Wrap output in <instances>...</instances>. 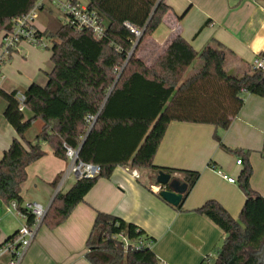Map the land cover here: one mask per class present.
Returning a JSON list of instances; mask_svg holds the SVG:
<instances>
[{
    "label": "trees",
    "instance_id": "obj_1",
    "mask_svg": "<svg viewBox=\"0 0 264 264\" xmlns=\"http://www.w3.org/2000/svg\"><path fill=\"white\" fill-rule=\"evenodd\" d=\"M87 1L107 26L102 39L89 31L76 32L68 24L49 34L56 41L51 50L54 67L45 86L32 84L22 92L25 111L16 98L19 91L7 93L0 87V97L7 102L4 117L17 134L0 161L2 202H22L27 168L47 154L45 146L66 161L65 144L80 149L82 162L102 169L98 177L77 180L68 192L55 197L44 221L51 230L64 224L96 183L109 179L118 167L151 172L156 186L160 171L174 179L181 174L180 182L187 185L178 206L181 210L200 173L154 165L170 123L213 125L225 131L248 95L264 99V70L250 66L243 76L227 72L224 66L230 51L216 40L197 52L178 35L148 68L138 58V51L168 12L165 0ZM36 2L0 0V34L11 31L13 21L27 15ZM127 24L143 30L135 48L136 37ZM197 60L200 63L193 74L186 76ZM26 111L31 114L29 119ZM38 120L43 125L30 141L26 135ZM216 139L223 149L233 152L219 135ZM237 154L246 158L241 151ZM242 162L239 185L246 201L239 220L213 200L197 211L226 236L214 264H257L254 254L264 243V197L250 186L248 159ZM140 241L145 244L138 245ZM150 241L154 239L140 227L98 212L85 258L90 264H159L152 247L147 246Z\"/></svg>",
    "mask_w": 264,
    "mask_h": 264
},
{
    "label": "crops",
    "instance_id": "obj_2",
    "mask_svg": "<svg viewBox=\"0 0 264 264\" xmlns=\"http://www.w3.org/2000/svg\"><path fill=\"white\" fill-rule=\"evenodd\" d=\"M77 1L88 5L87 0ZM165 3L169 10L162 23L138 51V58L148 68L178 35L197 52L213 40L221 43L230 51L224 66L229 73L243 76L247 68L254 66L260 55H264V0H165ZM53 5L56 6L49 3L45 9L52 10ZM2 36L3 33L0 35V52ZM49 55L47 59H40L36 47L22 43L3 67L5 78L0 79V87L11 93L23 92L32 84L45 86L54 67L52 51ZM195 63L186 76L200 61ZM49 65L51 71L43 78L38 71ZM6 108L7 102L0 97V161L17 137L4 117ZM25 115L27 119L31 117L29 111ZM36 122L26 135L30 141L42 127L39 128ZM216 135L233 152L223 149ZM45 149L47 154L27 168L21 199L50 208L68 162L54 156L48 147ZM239 151L246 158L237 154ZM238 159H248L252 167L250 186L264 197V99L256 95L246 97L228 130L181 122H172L168 126L154 157V165L200 173L181 210L162 199L160 186L152 183L151 172L139 171L140 178L136 179L130 167H118L109 179H100L96 183L64 224L54 230L45 225L41 228L22 264H90L85 258L86 243L98 212L143 229L154 239L152 250L161 264H214L226 236L197 211L213 200L232 218L239 220L246 197L239 185L245 162L238 165ZM222 174L234 178L236 183H229ZM175 177L180 181L182 175ZM76 181L71 176L59 193L68 192ZM22 224L8 213L7 204L0 200V246Z\"/></svg>",
    "mask_w": 264,
    "mask_h": 264
},
{
    "label": "built area",
    "instance_id": "obj_3",
    "mask_svg": "<svg viewBox=\"0 0 264 264\" xmlns=\"http://www.w3.org/2000/svg\"><path fill=\"white\" fill-rule=\"evenodd\" d=\"M49 3L56 4L58 9L64 15L66 23L76 32L89 31L98 40L102 39L107 31V26L96 10L90 9L88 5L77 0H67L58 2L57 0H37L33 9L25 16L13 21L14 25L11 31L3 33L2 50L0 52V79L3 80V67L9 62L14 52L22 43H27L33 47L41 49H53L55 40L47 37L40 32L35 26V20L41 10L45 9ZM136 37L134 48L138 41L143 36V30L137 29L131 25H126ZM255 69L264 70V55H260L258 61L254 65ZM20 109L25 111L26 97L22 92H18L16 96ZM90 120H94L90 118ZM68 168L62 176L58 188L59 191L64 182L71 176L76 180L94 179L98 177L102 171L101 167L94 164L84 163L79 159L80 149H74L68 145H64ZM238 165H242V159H238ZM134 178L139 179L140 173L138 170H132ZM223 178L229 183H236V180L225 174ZM57 194V195H58ZM56 195V196H57ZM7 211L20 221L21 227L15 235L8 239L0 246V264H22L24 258L31 247L32 243L38 236L39 231L44 226V221L49 211V207H45L38 202H18L11 201L7 205ZM138 245H144L142 241ZM153 242L147 243V246L152 247ZM128 242L126 241V247ZM161 264V263H159Z\"/></svg>",
    "mask_w": 264,
    "mask_h": 264
},
{
    "label": "rangeland",
    "instance_id": "obj_4",
    "mask_svg": "<svg viewBox=\"0 0 264 264\" xmlns=\"http://www.w3.org/2000/svg\"><path fill=\"white\" fill-rule=\"evenodd\" d=\"M65 17L64 15L61 13V11L58 9V6H54L52 10H48V9H43L39 12L38 14V18H37V25H39V27L36 25L35 22V26L36 28L44 33L47 37H49V34H51L50 32H57L63 25H65ZM2 34V33H1ZM0 34V35H1ZM38 51H40V59H47L50 57L49 53H51V49H41V48H37ZM50 61V60H49ZM196 63L194 62V65ZM196 68V67H195ZM193 70H190L191 72H189V75L193 74ZM51 66H46L43 70L38 71V73L43 77V78H47V74L51 71ZM234 76H242L239 74H234L231 73ZM37 125L39 126V128L42 126V122H36Z\"/></svg>",
    "mask_w": 264,
    "mask_h": 264
},
{
    "label": "water",
    "instance_id": "obj_5",
    "mask_svg": "<svg viewBox=\"0 0 264 264\" xmlns=\"http://www.w3.org/2000/svg\"><path fill=\"white\" fill-rule=\"evenodd\" d=\"M157 183L160 186V196L168 204L178 207L187 190V185L181 183L179 180L172 178L168 173L160 171L157 175ZM258 260L257 264H264V243L260 250L254 254Z\"/></svg>",
    "mask_w": 264,
    "mask_h": 264
}]
</instances>
